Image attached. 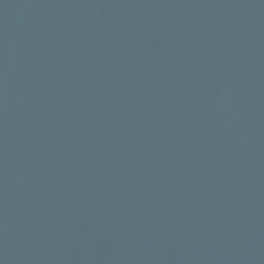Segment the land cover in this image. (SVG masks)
Returning <instances> with one entry per match:
<instances>
[{
  "label": "water",
  "instance_id": "obj_1",
  "mask_svg": "<svg viewBox=\"0 0 264 264\" xmlns=\"http://www.w3.org/2000/svg\"><path fill=\"white\" fill-rule=\"evenodd\" d=\"M0 264H264V0H0Z\"/></svg>",
  "mask_w": 264,
  "mask_h": 264
}]
</instances>
